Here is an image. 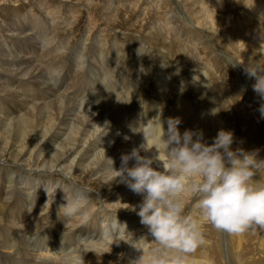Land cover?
Masks as SVG:
<instances>
[{"label": "bare ground", "instance_id": "bare-ground-1", "mask_svg": "<svg viewBox=\"0 0 264 264\" xmlns=\"http://www.w3.org/2000/svg\"><path fill=\"white\" fill-rule=\"evenodd\" d=\"M140 1H137V0H76L75 2H72V1L68 2L66 0H47V1L46 0H39L38 5H40V8H42V10L46 8L52 14V15H50V17H51L50 20L52 21L51 22L52 27H51L50 31H47L46 28L41 26L44 23V21H40V20L36 19V17H35L36 14L32 12V10H35L34 7L31 8V12L33 13V15H31V17H28V14H31L30 11H28L26 14L20 15L17 11L18 9H16L18 4L16 5L15 8L10 9V11L14 13L13 18H15V19L21 18V19L25 20L24 23L28 24V27L30 26L32 29H34V33H32V36H30L29 34H31V33L28 32V27L23 28L24 26L22 27V25H21V27L19 26L20 28H13L15 31H16V29H19L18 35L13 34V36H10V37H14V39L11 40V43L14 45L15 44L14 42L17 43L18 40H20V42L21 41L28 42L29 40L38 39V41L40 42L39 39L41 38L43 33H45V32H56V31H60L61 29H63V26L60 24L61 22H62V24H64V27H67V25H68L69 28L70 27L75 28L78 21L81 19V11H80L81 8L78 7V5L79 4L83 5L87 8V11H88V13H87L88 14V22H86V24L87 23H89V24H88L87 34L89 35L90 30L92 31V29H95L96 27L99 28V26H101L99 37H100V39L102 37L103 40L105 41L106 46L103 47V52H105L106 50H108V47H109V44H107V40H109V38L112 37L109 31L110 30L115 31L113 33V35H114L113 39L116 42V48H118L120 56L117 59L118 63H117L116 68L112 71L111 74L106 75V77H105V90L102 91V94L105 96V98L107 100H100V101L94 100L95 104H102V107H100V108H97L98 105H96V107L93 108L92 107L93 105L91 104V102H89L87 105L86 102H84L82 100L80 101V94L79 93H82V94L85 93L86 89H89V91H91L88 93V95H87L88 91L86 92L87 96L90 97V94L92 93V89H91L92 87H89V84L91 83L93 85L96 82L90 81V77L87 78V82H84V83H86V85H85L86 87H84L81 83L79 84V81H76V80H75V82L72 81V83L70 82L67 85L68 89L69 88H76L77 89L76 94L78 93L79 95L77 97L75 96L77 98V100L76 99H75L76 101L74 100L76 103H78L77 105L73 106L74 103H70V100L69 101L62 100L61 97L60 98L57 97L56 99H54V98L50 99V97L52 98V97H56L57 95H59L60 93H58V92H60V91L54 89L52 92L51 91L49 92V90H47L48 88L46 89V86L44 88V85H46L45 84L46 81L43 78H41L40 76H38L39 73H37L31 69H35L38 71V69H36L38 66L35 65L38 62V64L40 63V65L44 64L43 66H45V67L42 66L43 69L44 68L47 69V72L48 73L51 72V74H52L55 71L61 72L63 65H64V62L62 61V58H59V56L56 54L57 52L55 53V52L50 51V50L46 51L45 49H47V48H44V46L42 45L41 42H40L41 50H39V51L36 50L37 46H34L33 41L28 42L30 44V48L28 51L30 52L31 57L33 55V57L35 58L34 60L36 61V63L34 64V66H36V68H34V66H29V69L31 70V72L34 73V75L32 73L33 76H30V77H33V80L35 79L34 76H36V78L38 77V81H39L38 85L43 84V88H41L40 91L33 92L32 90H30L26 87L25 80L27 79V77L25 75H28L30 73V71H29V73L27 72V74H26L25 73L26 70L24 69L25 65H27V61H28L27 59H23V58L18 59L17 58L18 56L12 54L13 56H16V59L15 58L11 59V60H13L12 63L15 65L14 62L17 61L16 63L19 64L21 68H19V65L18 66L16 65V69L22 70V72H24V74H22V73L20 74L21 71L20 72L12 71L9 69H7L8 71L6 70V71L0 72V74L2 72H5L6 74H8L6 77H8L9 80H11L13 82L12 87L16 86L15 84L17 83V88L21 87V89H22L20 91L22 92L23 98H28L27 101L24 100L23 98L20 100L21 96H19V94L17 95L15 93V91L14 92L13 91H4L5 92L4 94L7 95L8 99L11 101V103H10L11 106L9 105L10 107H7L8 111H10L11 108H14V109L17 108V109H15L16 110L15 111L16 116H12L14 118H10L11 116L9 117L6 115H2V114H4L2 108L3 107H4V109H7V108H6V103L4 102V100L0 99V178L5 182V185H6V187L3 188L4 190L2 189V191L6 192L5 193V200L0 196V249L7 250L10 247L11 248L14 247V250H16L15 251L16 257H19L17 260H14L16 257L15 258L13 257L11 259L9 258V260L3 259V260H1L0 264H13L14 262L23 263L25 261V259H26L25 256L29 253H27L25 255V253L28 252V247L26 245L25 235H24V233H21V231L25 232V234H30V236L35 237V243L33 246H36L39 249V251L44 250L48 247H51L52 249L56 250V252L54 254H51V256L56 254L54 258L48 259L49 257H47V258H45L46 260L42 259L40 262L37 261L36 263L33 260L34 263L32 262L31 264H68L67 257H69V256L74 257L75 255L80 254V253H85L84 254V260H85L86 264H114V262H113L114 258L118 259V261H119V258L122 256L126 259H127V257H132V259L133 258L137 259V257H139L143 253H146L150 248H152L154 246V242L151 241L150 247L148 246L146 248V252H143V253L138 252L137 253L138 248H144L146 246V244L144 242H142L141 245H139V243L142 241L141 239H140L141 241L140 240L133 241L134 237L135 238L137 237L138 227H140V225H141L140 217L137 215V212H136L137 210H133V212L131 210V213L130 212L125 213L124 209L122 211V210H120V208H123V207L125 208L126 206H129V205L132 207L133 206L135 207L136 205H139L142 197L133 193L131 191V189L126 184L119 183L118 182L119 178H117L116 180H113V173L111 171V165H110L109 161L107 160V158L112 159V161L114 162L113 167L115 169H119L120 163H121V157L125 154L130 153L134 148L141 149V147L143 148L141 150V155H146V154L151 155L152 153H155L156 158L159 160V162L162 165L166 163V159H167L164 151L155 142V140L151 136L148 135L149 129L154 124H157V122L159 120H161L163 122L164 128L165 129L167 128V121L170 118L166 114L165 108H163L162 103L164 100L162 99V96H158L157 102H153V101H151V99H145V100L142 98L138 99L137 93L140 92L141 87L138 88L133 83L134 82L132 80L133 78L132 79L130 78L132 80L131 82L129 81L130 83L127 82V78H129L128 77L129 74L126 73L125 78L120 76V73L123 72L122 65H123V63L127 57L126 52H128L130 57H131V54L134 53L133 50L137 51L138 55H135L137 57L139 55H145V53H144L145 48L143 49L142 42H144L145 45L147 43H148V45L150 44V47L154 48V49H152V52L154 50H156L157 48H158V50H160V48L166 47V46H162L163 44H161V43H160L161 45H159V46H162V47L154 46L156 44H159V42H160L159 41V34L161 35V33L158 32L160 29L157 28V25H156L157 23H155L153 21L154 16L147 18L148 20L153 22V23H151L152 25L148 24L149 22L147 21L146 16H142V15L140 16L139 15L137 17V20H139L141 22L143 21L144 18L146 19V20L145 19L144 20H145V22L147 21L148 27H146V28L144 27L145 29H147V30H145L146 31L145 33L142 32V29H141L142 27L141 26L139 27L138 25L136 26V24L134 25L133 24L134 22L131 23V26L129 27V29H131V32L127 31V29H128L127 20H129V19H125L126 17L124 18L123 14L128 13L129 18H131L132 16H135L136 11L138 10V7L141 6V3H142ZM150 1H151V3H153V6H155L156 3H158L160 0H150ZM200 1H201V5H203L205 11L206 10L208 11L207 18L209 16V19H210L211 18L210 16H212V14H214V12L211 9L212 5L214 6L213 3L215 2L218 5L220 0H218V1L207 0L209 2L208 6L204 3V0H195V3L196 4H197V2L200 3ZM247 1L249 2V3L248 2H246V3L248 4V8H249L250 12L252 10V12L257 17L263 19L264 18V0H250V1L247 0ZM106 2H109V3H106ZM205 2H206V0H205ZM63 3H65L66 6L63 5ZM0 4H2V3L0 2ZM11 4H13V3H11ZM69 4H74V6L73 5L71 6ZM162 4L164 5L163 10H162L163 15L158 16V17L155 15L157 17L155 19L160 18L159 25L160 24L167 25V27H168V24H169L170 26L174 27L175 24H173L172 19H171V18H173L172 14L168 10L169 5L171 4V7H172L173 3L165 2ZM181 4L184 6L185 11L189 13L190 10L188 7L189 6L188 2L182 1ZM9 5H7V8H11V7H8ZM146 5H148V4H146ZM173 5H175V4H173ZM221 5H222V3H221ZM4 6H3V8H4ZM192 6H194V5H192ZM67 7L70 9L66 10ZM126 7H128V8H126ZM215 7L216 6H214V8ZM193 8H195V6ZM126 9L129 12H126L125 11ZM148 9H149V7L146 8L147 11H148ZM198 9H199V7H198ZM179 10H178V7L173 8V12L177 13L178 16H180L179 13L181 12ZM181 10H183V9H181ZM7 11H8V9H7ZM142 12H144V11H141V13ZM197 13H198V10H196V14ZM5 14H3L4 15L3 17H5ZM149 14L151 16L150 10H149ZM154 14H155V11H154ZM0 15H1V13H0ZM68 15L72 16L71 19L73 18V20L71 22H66L67 20H70ZM181 15H183V14H181ZM240 15H241V13H240ZM240 15H239V18L241 17ZM186 16H188V14ZM63 17L66 18L67 20L65 21V19H63ZM244 17L245 16H243V18ZM26 18H27V20H26ZM212 18H213V16H212ZM229 18L231 20L234 19L233 22L235 24L236 18L233 17V14H232V17H229ZM259 18H258V20H259ZM11 19H12V17H11ZM186 19H188V18H186ZM205 19H206V17H205ZM180 20H181V18H180ZM206 20H208V19H206ZM255 20H256V18H255ZM98 21L100 24H98ZM139 21H136V23ZM240 21H242V22H240V24L237 25L238 22L236 23V25L239 26L238 27L239 29L242 26H244L243 24L245 23V20L243 23L242 17H241ZM252 21H253V19H252ZM263 21H264V19H263ZM246 22H247V20H246ZM255 22H258V21H255ZM255 22H253V23H255ZM199 23H200V21H199ZM207 23L208 22L206 21V24ZM121 24H124L125 26H124V28L122 26V28L120 30V28H118L117 26H119ZM189 24H191V23H189ZM196 24H197V22H196ZM1 25H2V23H1ZM13 25H15V24H13ZM144 25L146 26V23ZM177 25H180V24H177ZM212 25H214L213 22H212ZM257 25H258V23H257ZM7 26H8V24H7ZM7 26H5V29ZM132 26L134 27L135 31L132 30ZM181 26H182V24H181ZM199 26L197 29L191 30L190 34L187 35V36L191 37L190 39H191L193 45H195L197 43V47H194V49L199 50V51L195 55H193L192 52H194V51L191 49L192 51L190 50L189 53H191L193 57H196L198 59L196 61L199 64L203 63V62H205V63L209 62V64H210V63H212L210 59L214 58L213 50L204 41V40H206L205 36L206 35L209 36L210 33L208 34L207 32H203L199 28ZM1 27H0V29H1ZM214 27H215V25H214ZM161 28H162V26H161ZM244 28L245 27H243V29ZM261 28H262V26H261ZM169 29H171V28H169ZM183 29H184V27H183ZM234 29L237 30V27ZM6 30H8V29H6ZM172 30H170V31L172 32ZM176 30H173V33ZM261 30H263V29H261ZM162 31H163V29H162ZM165 31L167 32V29ZM229 31H230V29H229ZM229 31L227 30V32H229ZM76 32H77V30H76ZM137 32L142 37L138 36V34L136 35L135 33H137ZM169 32H167V34L164 36L165 39H166V36L167 37L169 36V38H170V35H168ZM0 33H2V31ZM3 33H4V31H3ZM181 33L178 32L179 36ZM230 33H232V32H230ZM71 34H72V32H71ZM87 34H86V38H87ZM163 34H164V32H163ZM242 34H244V33H242ZM246 34L249 35L250 33H246ZM62 35H63V33H62ZM0 36H2V35H0ZM162 36H161V38H162V40H164ZM181 36H183V35H181ZM181 36L179 38H181ZM231 36H233V35H231ZM238 36H241V35H238ZM242 36H244V35H242ZM56 37H58V36H55L54 38H56ZM68 37H69V35H68ZM211 37H213V36H211ZM211 37L210 36H209V38L207 37L209 39V41H210ZM224 37H226V36H223L222 38L224 39ZM61 38L62 37L60 36V39ZM169 38H167V39H169ZM186 38H185V40H186ZM222 38H219V39H222ZM234 38H235V35H234ZM49 39H50V35H49L48 40ZM63 39H61V41ZM236 39L237 38H235V40ZM2 40H5V39H2ZM171 40L173 41V39H171ZM61 41L59 43H61ZM167 41L165 42V40H164V43H167ZM229 41H230V39H229ZM232 41H230V42H232ZM6 42H8V41H6ZM23 42L21 45H23V47H24ZM175 42L177 43V41H175ZM168 43H169V41H168ZM225 43H226V41H225ZM12 44L10 46H13ZM56 44H58V43H56ZM171 44L172 43H170V45ZM52 45H54V43ZM170 45H167V47L168 46L170 47ZM179 45H180V43H179ZM47 46H49V45H47ZM222 46H223V44H222ZM59 47H58V50L60 49ZM167 47H166V49H167ZM166 49H163V51ZM178 49H182V48H178ZM238 49H239V47H238ZM255 49H256V47H255ZM9 50L10 49L8 48L7 51H9ZM23 50H24V48H23ZM56 50H57V48H56ZM60 50H62V49H60ZM40 51L41 52L43 51L42 52L43 54H41L42 56H40ZM181 51H183V49L178 51V52L180 53ZM15 52H17V51L15 50ZM15 52H13V53H15ZM146 52H148V54L150 55L151 50L150 51L148 50ZM240 52H241V49H240ZM4 53H6V52H4ZM4 53L1 54L2 56H0V59H2L4 57V55H6ZM58 53L61 54V56H62L64 54V51L62 52L63 54L60 52H58ZM75 53H74V55H75ZM81 53L79 52V54H80L79 58L82 57ZM161 53H163V52H161ZM165 53H163V54H165ZM171 53L172 52L170 51V54ZM12 55L10 54V56H12ZM149 55H148V58H149ZM186 55H188V54L186 53ZM158 56H159V54H158ZM183 56L185 57V55H183ZM204 56L206 58H204ZM31 57H30V59H31ZM151 57H153V56H151ZM184 57H183V59L179 58V60H181V62L185 63L186 67L190 66L188 64V62H185V60L187 59V56H186L185 60H184ZM128 58H129V56L127 57L126 60H128ZM139 58H143V57L139 56ZM155 58H156V56H155ZM155 58H154V60H155ZM207 58H209V59H207ZM130 59H129V61H130ZM11 60H10V62H11ZM149 60L152 63L151 59H149ZM72 61H74V60H72ZM139 62H143V61H139ZM157 62L158 61L156 60V62H155L156 65H159ZM3 65H4V63H3ZM31 65H32V63H31ZM200 65H202V64H200ZM0 66H1V63H0ZM5 66H7V64ZM144 66H142V67H144ZM177 67L180 68V66H178V65H177ZM0 68L2 69V67H0ZM147 68H151V66L147 67ZM142 69H144V68H142ZM145 70H146V67H145ZM151 70H152V68H151ZM180 70H181V68L179 69L178 72L181 73ZM75 72H76L75 76H78V73L81 71L76 70ZM159 72H160V70H159ZM167 72H168V70H167ZM41 73H40V75H41ZM161 73L165 74L164 72H161ZM104 74L105 73L101 72L100 78H102L104 76ZM163 74L161 76H163ZM1 75H0V82H1V79H3V76H1ZM29 75H31V74H29ZM44 75H46V72ZM113 75L116 77L119 76L118 80L116 79L117 82H112L110 80L113 77ZM141 76L144 77V74ZM176 76L178 77V75H176ZM146 77H148V76H146ZM4 78H5V76H4ZM75 78H77V77H75ZM173 78H174V76H173ZM141 79H142V77H141ZM190 79L192 82H194L197 85L205 84L204 77L201 74L200 75L194 74L192 76V78H190ZM5 80H6V78H5ZM29 80L27 79V81H29ZM145 80H146V78H145ZM170 80H168V81H170ZM201 80H203V81H201ZM248 80L250 81V79H246V81H248ZM36 82H37V80H36ZM112 83L114 85L111 88L109 85ZM184 83H185V81H184ZM249 83H252V81ZM136 84H138V82ZM189 84H190V82H189ZM2 85H4V84H2ZM8 85H11V84L8 83ZM29 85H28V87H29ZM36 85H34V86H36ZM197 85H195V86H197ZM0 86H1V84H0ZM34 86L32 84L31 87H29V88L34 89L33 88ZM187 86L189 88V85H187ZM3 87H5V86H3ZM200 87L201 86H199V88ZM5 88H7V87H5ZM144 88H146V87H144ZM248 89H252V88H248ZM13 90H15V88ZM34 90H38V87H37V89L35 88ZM210 91H212V89ZM62 92L64 93L65 91H62ZM65 93H67V92H65ZM167 93H170V91H167ZM239 93H240V91H239ZM24 94H27V96H25ZM70 95H72V94H70ZM45 96H46V98H49L50 100L48 102H42L41 103L40 100H42ZM94 96L95 95H93V97ZM40 97H42V98H40ZM198 97L202 98V97H204V95L203 96L200 95ZM46 98H44V99H46ZM218 98H220V97H218ZM246 98H248V97H246ZM205 99H204V101H205ZM230 99L232 100L231 97H230ZM9 100H8V102H9ZM33 100H35L34 103L30 104V102H32ZM36 100H39L40 102H38ZM78 100H79V102H81L80 105H79ZM197 100H198V98H196V101ZM241 100L239 101V103L242 102ZM42 101H44V100H42ZM189 101L184 100V99H182V101L176 100L175 103L172 104L174 108H173V111L171 112V116L173 119L178 118L180 120V123L177 125V127L181 133H183L185 130L200 131L203 133L204 141L209 143L212 139V136H211L212 132L215 131L218 133V131H220V130H225V131H231L233 133L234 140L236 139V135L238 132L237 131L235 132V128L231 124H227L228 118L227 117L222 118V117H220V115H218V113H219L218 110L220 107L216 110H213V111H216V113L214 112L215 113L214 114V113H212L213 111L210 112L206 109L199 110L198 107L195 106L196 105L195 103L192 102L193 104H195V105H193ZM200 101H201V99H200ZM257 102H259V101H257ZM203 103H205V102H203ZM227 103L229 104L228 100H227ZM231 103L234 104V102H231ZM27 104H30V105L26 106ZM230 104L228 106H230ZM233 104H231L232 105V108H230L231 110L235 108L233 106ZM70 106H73V111L75 112L76 117L74 116L75 118L72 117L71 119H68V118L64 119L63 116H64L65 112L68 111ZM132 106H135L137 111H135V112L132 111V109H131ZM154 106L156 107L155 109H154ZM222 106H223V103H222ZM206 107L208 108L207 105H206ZM95 108H97V109H95ZM223 108H224V106H223ZM243 109H242V111H243L242 113L245 112L244 111L245 109L244 110ZM70 112H72V111H70ZM232 112L236 113L234 111H232ZM5 113L7 114V111ZM229 113H230V111H229ZM254 113H255V115L257 114L256 112H254ZM11 114H12V111H11ZM11 114L8 113L7 115H11ZM72 115H73V113H72ZM236 115H235V117H238L239 114L237 116ZM245 115H246V113H245ZM247 115H248V113H247ZM228 116H230V115H228ZM232 116H234V115H232ZM242 118H246V116H244V117L242 116ZM247 118H248V116H247ZM106 122H107V126H106ZM69 125H71V128H69ZM126 130H127V134H125ZM242 132H243V130H242ZM239 134H240V132H239ZM239 140H240V138H239ZM129 142H131V143H129ZM233 146H234V142L231 145V148ZM237 148H241L244 151H251V149H250L251 147L249 148L248 146H245L243 141L239 142ZM2 159H4V161L6 159H10L13 162H16L17 167H13V169L7 168L6 166L3 165ZM13 162H11V163H13ZM132 163H134V161L129 162L130 166ZM31 169H32V171H30ZM43 169L45 171L42 172ZM24 171H26V172H24ZM30 172L35 173L34 178H31ZM22 173H24L25 176L27 175L29 177L26 179V177H23L24 175ZM43 174H48V176H45ZM44 176L47 178H44ZM53 177L55 178L54 182H53ZM3 181H2V183H3ZM85 182H87V183H85ZM76 183L86 185L85 187H81L82 191L83 190H91L92 198L90 200L89 208L94 212V217H96L97 219L99 218V220L103 221V222H105V221L107 222L109 219L108 217H111L113 220H115L117 217V221L119 223H126L127 230L129 232L133 233V237L131 236V234L125 235L123 233V231L121 230L120 234H119V238L123 241H121L119 243V245H117L115 243H113L111 245V239L106 237L105 233H102L101 235L97 236L96 238H92V237L87 238L88 234L90 233V229L87 228L86 226L82 228L83 230L81 231V235L79 234L80 232H74L73 230H78V227H79L78 225L81 224V221L79 220V218H69V217L65 216L63 206H64L65 202L67 200H69L74 194L80 192V190H78L74 186V184H76ZM66 188L68 190H70V192H71L70 198H68V199L65 197ZM34 189L39 191L37 194L38 197H36V198L35 197L33 198L32 196H30ZM16 193H17L18 197L14 196ZM95 193L98 194V198L103 199V200L96 199L97 195ZM10 197H13V199H10V200H12L11 202L9 201ZM61 202H62V206H61ZM191 203H189V204H191ZM193 207H192V209H193ZM195 209H196V206H195ZM195 209H193V210H195ZM119 210L122 213L119 212ZM190 210H188V211H190ZM194 213H196V212H194ZM26 215H28V216L26 217ZM201 222H202V220H201ZM46 227L48 229H46ZM104 227H102V228H104ZM106 227H109L108 224ZM141 230H139V231H141ZM13 232H14V234L16 233L17 239H15L13 237ZM46 240H48V242H46ZM220 242L221 241H219V243ZM231 242H233V241H231ZM59 243H60V245H59ZM147 243H149V240ZM235 243H236V241H235ZM61 244H64V246H62ZM125 244L126 245L130 244V249H128V250H127V248L125 249L124 248ZM207 244H209V241ZM237 247H239V246H237ZM203 248H204V246H203ZM234 250L236 252L237 249H234ZM240 250H243V249L241 248ZM49 251H52V250H49ZM45 252H48V251H45ZM238 252H240V251H238ZM1 258H2V256H1ZM34 258L36 259L38 257L36 256ZM234 259H232L231 261H236ZM189 260H191L189 262L190 264H205V262H203L205 259H199V258L198 259H190L189 258ZM207 262H208V264L210 263V261H207ZM260 263H261V261H260ZM117 264H126V262L120 260Z\"/></svg>", "mask_w": 264, "mask_h": 264}, {"label": "rangeland", "instance_id": "rangeland-1", "mask_svg": "<svg viewBox=\"0 0 264 264\" xmlns=\"http://www.w3.org/2000/svg\"><path fill=\"white\" fill-rule=\"evenodd\" d=\"M47 1V0H46ZM68 2H75L76 0H66ZM137 1H140V0H137ZM182 1H187L188 2V7H189V10L190 12H186L185 9H184V6L181 4ZM218 1V0H216ZM237 1V2H236ZM250 1V0H249ZM0 2L2 4H0V32L4 31V33H0V56H2L1 54L4 53L6 55H4V59H0V63H1V66L2 69L0 68V72L1 71H6L7 69L9 70H12V71H18L20 72V74H24V72H22V70H17L16 69V65L18 66L19 64H17L15 61V65L12 63L13 60L11 59H16V56H18L17 58H23V59H27V65H25V73L27 74V72L30 73L31 75H25L27 77V79L29 81H27V79L25 80V84H26V87L30 90H32L33 92H38L41 90V88H43V84H40L38 85L39 81H38V77L36 78V76H34V80H33V77H30V76H33L34 73L31 72V70H34L35 72L39 73L38 76H40L41 78H43L46 82L44 85V88L46 86V89L49 90V92L53 91L54 89L55 90H59L60 93L59 95H57L56 97H50L48 94V96L50 97V99H56L57 97L60 98L62 100H67L69 101L70 100V103H74L73 106L77 105L78 103H76L75 101L77 100V96L80 94V101H84L87 103L91 102V104L93 105L92 107H96V105H98L97 108H100L102 107V104H95V101H100V100H107L105 98V96L102 94V91L105 90V77L106 75H109L112 73V71L116 68L117 66V59L119 58L120 54H119V51H118V48H116V42L114 41V35L113 33L115 31L113 30H110V34L112 37L109 38V40H107V44H109V47H108V50H106L105 52H103V47L106 46L105 44V41L103 40V38L99 37V34H100V30H101V26L96 27L95 29H92V31L90 30L89 32V35L87 34V30H88V24H86V22H88V11H87V8L83 5H78V7L81 8V19L78 21L77 25L75 28H69V26L67 25V27H64V24H62V22L60 23L62 26H63V29H61L60 31H56V32H45L43 33V35L41 36V38L39 39L40 42L42 43V45L44 46V48H47L45 49L46 51H53V52H57L56 54L59 56V58H62V61L64 62V65H63V68L61 70V75L59 76V78L55 81V83H50V79L53 77V73L51 74V72H47V69H43V66L44 64H41L40 63L38 64H35L36 61L34 60L35 58L31 57V54L30 52L28 51L29 48H30V44L28 43L29 41L30 42H34V46H37L36 47V50H41V47H40V42L38 41V39H35V40H29L28 42H23L20 40H18V42H14L15 44L13 45L11 43V40L14 39V37H10V36H13L14 35H18L19 34V29H16V31L13 29V28H20L21 25L23 28H27L28 27V24H25V20L23 19H15L13 18L14 17V13L10 11V9H13L16 7V9H18V13L20 15L22 14H26L28 11H30L31 14H28V17H31V15H33V13H35V17L36 19L40 20V21H44V23L41 25L42 27L46 28L47 31H50L52 25H51V17L50 15H52L48 9H43L40 8V5H38L39 3V0H0ZM32 2V3H31ZM140 2L141 3V6L138 7V10L136 11V15L135 16H132L131 18H129L128 16V13H124L123 14V17L125 19H129L127 20L128 22V29L127 31L131 32V29H129V27L131 26V23H133L134 25L136 24V26L138 25L139 27L141 26L142 28V32H146L145 29L146 27H148V24L149 25H152L150 20H148L147 18L149 17H153V21L155 23H157V28L160 29L162 31L161 32L160 30L158 32L161 33V35L159 34V44H156L154 46H159L161 44H163L162 46H166L167 45H170V43H172L170 45V47L168 46L167 49L166 47H162V46H159V47H162L160 48V50H158V48L156 50H154L152 52V49H154L153 47H150V44L148 45V43L145 45L144 42H142V47L143 49L145 48V55H139L140 57H143V58H139V56H135V55H138L137 51L136 50H133L134 53H130L131 54V57L130 55L127 53V57L129 56L128 60L127 57L122 65V70L123 72L120 73V76L125 78L126 77V73L129 74L127 78V82L130 83L132 80L134 81L133 83L139 88H140V92L137 93L138 95V99L142 98V99H151V101L153 102H157L158 101V96H162V99L164 100L163 101V108H165L166 110V114L168 115L169 118H172L171 116V112L173 111V105L175 103L176 100L178 101H182V99L184 100H187L189 101L190 103H195L193 105L197 106L199 110L201 109H206L210 112H212L213 110H216L218 109L219 107V110H218V115H220V117L222 118H225L227 117L228 118V123L227 124H231L234 128H235V132L237 131V135H236V139L234 140V146L232 147L233 150L237 149V146L239 144V142H242L245 144V146H248L251 151L252 150H256V149H259V158H262L264 159V118L261 117V114L259 112V108L261 106V104H264V99H261V97H259L254 91H253V88H252V85L254 84L255 81H253L254 79H250L247 77V75H245L246 73L244 72V68H243V65L244 66H248L252 63H255L258 62L259 63H264V21L262 18H259L257 17L251 10H249L248 8V4L246 2H248L247 0H220L218 5L214 2V6H216L214 8V6L212 5L211 9L212 11L214 12V14H212V16H210L211 18L209 19V16L207 18V15H208V11L204 9L203 5H201V1L200 3L197 2V4L195 3V0H160L158 3H156L155 6H153V3H151L150 0H141ZM145 2V3H144ZM165 2H171L175 5L172 4V7H171V4L169 5V8L168 10L170 11V13L172 14V22L174 25V27L170 26L168 24V27L171 28L169 29L167 27V25H162L160 23V18L158 19H155L157 18L158 16H162V10H163V7L164 5L162 3H165ZM224 2V3H223ZM13 3V4H11ZM31 3V4H30ZM106 3H109V2H106ZM113 3V2H112ZM178 3V4H177ZM180 3V4H179ZM192 3V4H191ZM204 3L208 6L209 2L206 0H204ZM222 3V5H221ZM249 3V2H248ZM10 4V5H9ZM34 4V5H33ZM148 4V5H146ZM151 4V5H150ZM220 4V5H219ZM247 4V5H246ZM5 5V6H4ZM7 5H9L8 7H11V8H7ZM43 5V4H42ZM63 5H65V3H63ZM69 5H73L74 4H69ZM182 5V6H181ZM195 8H193L194 6ZM2 6V7H1ZM4 6V8H3ZM66 6V5H65ZM221 6V7H220ZM34 7L35 10H32L31 12V8ZM148 11L146 10V8H148ZM178 7V10L181 8L183 10H179L181 11L179 14L180 16H178L177 13H174L173 12V8H177ZM191 7V8H190ZM199 7V9H198ZM8 11H7V9ZM25 8V9H24ZM40 8V9H39ZM128 8V7H126ZM156 10H155V9ZM214 8V9H213ZM235 8V9H234ZM69 10L70 8H66V10ZM136 10V9H135ZM149 10L151 12V16L149 14ZM192 10V11H191ZM194 10V11H193ZM196 10H198V13L196 14ZM222 10V11H221ZM226 10V11H225ZM38 11V12H37ZM126 12H129L127 9L125 10ZM141 11H144L141 13ZM154 11H155V14H154ZM204 11V12H203ZM225 11V12H224ZM236 11V12H235ZM249 11V12H248ZM4 12V13H3ZM7 12V13H6ZM202 12V13H201ZM231 12V13H230ZM5 14V17H3ZM9 13V14H8ZM39 13V14H38ZM138 13V14H137ZM145 13V14H144ZM238 13V14H237ZM241 13V15H240ZM248 13V14H247ZM250 13V14H249ZM183 14V15H181ZM188 14V16H186ZM202 14V15H201ZM232 14H233V17L236 18V21H235V24L233 22V20H231L229 17H232ZM254 14V15H253ZM19 15V16H20ZM146 16V19L147 21L149 22L147 24V21L145 22V20L143 19V21H139L137 20V17L138 16ZM148 15V16H147ZM157 17H156V16ZM196 15V16H195ZM239 15L242 17L243 19V23H244V20H245V23L243 24L244 26H242L240 29L238 28L239 26H237L238 24H240V19L241 17L239 18ZM247 15V16H246ZM249 15V16H248ZM252 15V16H251ZM3 18H2V17ZM69 16V15H68ZM182 16V17H181ZM243 16H245L243 18ZM12 17V19H11ZM41 17V18H40ZM71 15L69 16V19L70 20H67L66 18L63 17V19H65L66 22H71L73 20V18L71 19ZM175 17V18H174ZM208 19L206 20L205 19ZM215 17V18H214ZM250 17V18H249ZM178 18V19H177ZM181 18V20H180ZM188 18V19H186ZM247 18V19H246ZM253 21H252V19ZM256 18V20H255ZM259 18V20H258ZM10 19V20H9ZM174 19V20H173ZM213 21H212V20ZM251 19V20H250ZM262 19V20H261ZM27 20V18H26ZM158 20V21H157ZM169 20V19H168ZM176 20V21H175ZM247 20V22H246ZM261 20V21H260ZM2 21V22H1ZM5 21V22H4ZM8 21V22H7ZM61 21V20H60ZM136 21H139L136 23ZM197 24H196V22ZM200 21V23H199ZM205 21V22H204ZM206 21L208 22L206 24ZM214 23V25H212V22ZM255 21H258V22H255ZM11 22V23H10ZM15 22V23H14ZM77 22V21H76ZM217 22V23H216ZM238 22V23H237ZM255 22V23H253ZM260 22V23H259ZM2 23V25H1ZM8 26H7V24ZM21 23V24H20ZM48 25H47V24ZM130 23V24H129ZM146 23V26L144 24ZM191 23V24H189ZM205 23V24H204ZM237 23V25H236ZM258 23V25H257ZM263 23V24H262ZM15 24V25H13ZM18 24V25H17ZM20 24V25H19ZM50 24V25H49ZM68 24V23H67ZM98 24L99 21H98ZM142 24V25H141ZM177 24H180V25H177ZM182 24V26H181ZM186 24V25H185ZM248 24V25H247ZM27 25V26H26ZM44 25V26H43ZM86 25V26H85ZM184 25V26H183ZM200 25V26H199ZM209 25V26H208ZM4 26V27H3ZM5 26L6 30L5 29ZM20 26V27H19ZM117 26V25H116ZM124 28V24H121L119 26H117L118 28ZM126 26V27H127ZM162 26V28H161ZM166 26V27H165ZM189 26V27H188ZM199 26V28L203 31V32H207L208 34L210 33V41H209V36L208 35H204L205 36V43L213 50V54H214V58L213 59H210L212 63L209 64V62L205 63H200L202 65H200L196 60H198L196 57H193L190 52V50L192 49L194 52L193 55H195L199 50H195L194 47H197V43L195 45H193L192 41H191V37L187 36L190 34V31L191 30H195L197 29ZM211 26V27H210ZM226 26V27H225ZM233 26V27H232ZM253 26V27H252ZM256 26V27H255ZM259 26V27H258ZM262 26V28H261ZM50 27V28H49ZM145 27V28H144ZM178 27V28H177ZM184 27V29H183ZM188 27V28H187ZM209 27V28H208ZM225 27V28H224ZM229 27V28H228ZM237 27V30L234 29ZM243 27H245L243 29ZM31 27L29 26L28 27V32H30L31 34H29L30 36H32V33H34V29H30ZM77 28V29H76ZM165 28V29H164ZM174 28V29H173ZM177 30H176V29ZM180 28V29H179ZM194 28V29H193ZM233 28V29H232ZM249 28V29H248ZM66 29V30H65ZM80 29V30H79ZM167 29V32H169L170 30H176L174 31L173 33V30L172 32L170 31L168 33V35H170V38L169 36L167 37L166 36V39H165V35L167 34V32L165 31ZM230 29V31H229ZM263 29V30H261ZM13 30V31H12ZM71 30V31H70ZM73 30V31H72ZM77 30V32H76ZM132 30L135 31L134 27L132 26ZM183 30V31H182ZM210 30V31H209ZM227 30L229 32H227ZM234 32H233V31ZM243 30V31H242ZM246 30V31H245ZM248 30V31H247ZM261 30V31H260ZM12 31V32H11ZM65 31V32H64ZM113 31V32H112ZM257 31V32H256ZM61 32V33H60ZM72 32V34H71ZM74 32V33H73ZM164 32V34H163ZM179 33L181 38H179ZM232 32V33H230ZM238 32V33H237ZM256 32V33H255ZM260 32V33H259ZM6 33V34H5ZM48 33V34H47ZM51 33V34H50ZM54 33V34H53ZM59 35H58V34ZM63 33V35H62ZM70 33V34H69ZM143 33V34H144ZM185 33V34H184ZM218 33V34H217ZM228 33V34H227ZM244 33V34H242ZM246 33H250L249 35H247ZM53 34V35H52ZM86 34H87V38H86ZM136 35L138 34V36H141L138 32L135 33ZM174 34V35H173ZM227 34V35H226ZM49 35H50V39L48 40L49 38ZM69 35V37H68ZM76 35V36H75ZM163 35V36H162ZM177 37H176V36ZM187 37H185V36ZM220 35V36H219ZM233 35V36H231ZM234 35H235V38H237L235 40L234 38ZM237 35V36H236ZM238 35H244V36H238ZM53 38H52V37ZM55 36H58L56 38H54ZM60 36L62 37L61 39H63L61 41L60 39ZM90 36V37H89ZM161 36L163 37V39L165 40V42L167 41V43H164V40H162ZM223 36H226L224 37V39L222 38ZM47 37V38H46ZM142 37V36H141ZM175 39H174V38ZM184 37V38H183ZM189 37V38H188ZM208 37V38H207ZM9 38V39H8ZM59 40H58V39ZM169 38V39H167ZM178 38V39H177ZM186 38V40H185ZM219 38H222V39H219ZM244 38V39H243ZM246 38V39H245ZM2 39H5V40H2ZM19 39V38H18ZM54 39V40H53ZM69 39V40H68ZM91 39V40H90ZM173 39V41L171 40ZM190 39V40H189ZM228 39V40H227ZM233 41L230 42L229 41ZM239 39V40H238ZM256 39V40H255ZM10 40V41H9ZM88 40V41H87ZM184 40V41H183ZM189 40V41H188ZM214 40V41H213ZM221 40V41H220ZM8 41V42H6ZM54 41V42H53ZM57 41V42H56ZM61 41V43H59ZM69 41V42H68ZM86 41V42H85ZM142 41V40H141ZM177 41V43L175 42ZM209 41V42H208ZM220 41V42H219ZM226 41V43H225ZM243 41V42H242ZM22 42L24 43V47L22 44ZM54 45H52L53 43ZM174 42V43H173ZM214 42V43H213ZM238 42V43H237ZM259 42V43H258ZM9 43V44H8ZM51 43V44H50ZM58 43V44H56ZM63 43V44H62ZM161 43V44H160ZM180 43V45H179ZM187 43V44H186ZM209 43V44H208ZM221 43V44H220ZM234 43V44H233ZM13 45V46H10V45ZM67 44V45H66ZM102 44V45H101ZM144 44V45H143ZM223 44V46H222ZM259 44V45H258ZM3 45V46H2ZM18 45V46H17ZM29 45V46H28ZM49 45V46H47ZM66 45V46H65ZM174 45V46H173ZM182 45V46H181ZM226 45V46H225ZM234 45V46H233ZM255 45V46H254ZM261 45V46H260ZM15 46V47H14ZM18 48H17V47ZM27 46V47H26ZM60 46V47H59ZM70 46V47H69ZM134 46V45H133ZM132 46V47H133ZM173 46V47H172ZM177 46V47H176ZM221 46V47H220ZM229 46V47H228ZM232 46V47H231ZM259 46V47H258ZM10 49L9 51H7L8 48ZM39 47V48H38ZM53 47V48H52ZM58 47L62 50H58ZM225 47V48H224ZM235 47V48H234ZM239 47V49H238ZM256 47V49H255ZM2 48V49H1ZM14 48V49H13ZM22 48V49H21ZM24 48V50H23ZM28 48V49H27ZM49 48V49H48ZM55 48V49H54ZM57 48V50H56ZM178 48H182L183 51H181L180 53L178 51L182 50V49H178ZM233 48V49H232ZM259 48V49H258ZM4 49V50H3ZM147 49V50H146ZM163 49H166L163 51ZM169 49V50H168ZM186 49V50H185ZM235 49V50H234ZM240 49H241V52H240ZM248 49V50H247ZM2 50V51H1ZM15 50L18 52H15ZM76 50V51H75ZM150 51L151 50V53L150 55L148 54V52L146 51ZM191 50V51H192ZM218 50V51H217ZM4 51V52H3ZM64 51V54L62 53ZM160 51V52H159ZM168 51V52H167ZM170 51L172 52L170 54ZM220 51V52H219ZM262 53H261V52ZM15 52V53H13ZM43 52V51H42ZM41 51H40V56H42L41 54H43ZM58 52L62 53L63 55L61 56V54H59ZM76 52V53H75ZM79 52L81 53L82 57L84 58V62L86 63V67H81V58H79L80 54ZM155 52V53H154ZM165 54H163V53ZM183 52V53H182ZM17 53V54H16ZM66 53V54H65ZM75 53V55H74ZM78 53V54H77ZM147 53V54H146ZM169 53V54H168ZM179 53V54H178ZM186 53L188 55H186ZM241 53V54H240ZM247 53V54H246ZM10 54L12 55H16V56H10ZM159 54V56H158ZM178 54V55H177ZM191 54V55H190ZM8 55V56H7ZM148 55H149V58H148ZM180 55V56H179ZM185 55V57L183 56ZM236 55V56H235ZM244 57H243V56ZM262 55V56H261ZM153 56V57H151ZM165 56V57H164ZM167 56V57H166ZM170 56V57H169ZM186 56H187V59H186ZM189 56V57H188ZM238 56V57H237ZM242 56V57H241ZM31 57V59H30ZM147 57V58H146ZM163 57V58H162ZM172 57V58H171ZM184 57V60L185 62H188V64L190 66L186 67L185 66V63L181 62V60H179V58H182L183 59ZM227 57V58H226ZM6 58V59H5ZM10 58V59H9ZM64 58V59H63ZM131 58V59H130ZM137 58V59H136ZM146 58V59H145ZM195 58V59H194ZM204 58H206L204 56ZM224 58V59H223ZM237 58V59H236ZM240 58V59H239ZM9 59V60H8ZM66 59V60H65ZM130 59V61H129ZM152 61V63L150 62V60ZM174 59V60H173ZM190 59V60H189ZM209 59V58H207ZM215 59V60H214ZM250 59V60H249ZM11 60V62H10ZM33 60V61H32ZM74 60V61H72ZM156 60L158 61L157 63L159 65H156ZM162 60V61H161ZM188 60V61H187ZM231 60V61H230ZM236 60V61H235ZM257 60V61H256ZM66 61V62H65ZM139 61H143V62H139ZM148 61V62H147ZM261 61V62H260ZM6 62V63H5ZM240 63V64H236V67L233 66V63ZM242 62V63H241ZM247 62V63H246ZM4 63V65H3ZM29 63V64H28ZM32 63V65H31ZM135 63V64H134ZM180 63V64H179ZM7 64V66H5ZM34 64L36 66H38L36 68V66H34ZM125 64V65H124ZM145 66H144V65ZM154 64V65H153ZM163 64V65H162ZM213 64V65H212ZM10 67H9V66ZM67 67H66V66ZM131 65V66H130ZM144 67H142V66ZM180 66L181 68V73L178 72L180 68L177 67ZM29 66H34V68L38 69L35 70V69H29ZM43 66V67H42ZM141 66V67H140ZM152 68H147V67H150ZM153 66V67H152ZM183 66V67H182ZM15 67V68H14ZM42 67V68H41ZM131 67V68H130ZM134 67V68H133ZM145 67H146V70H145ZM160 67V68H159ZM5 68V69H4ZM19 68L20 65H19ZM41 68V69H40ZM82 68V69H81ZM125 68V69H124ZM144 68V69H142ZM154 68V69H153ZM176 68V69H175ZM209 68V69H208ZM212 68V69H211ZM240 68V69H239ZM29 69V70H28ZM74 69L75 71L78 70V71H81L78 73V76H75L76 72L73 70ZM134 69V70H133ZM165 69V70H164ZM130 70V71H129ZM143 70V71H142ZM160 70V72H159ZM168 70V72H167ZM171 70V71H170ZM210 70V71H209ZM216 70V71H215ZM218 70V71H217ZM240 70V71H239ZM243 70V71H242ZM8 71V70H7ZM46 72V75L45 72ZM142 71V72H141ZM153 71V72H152ZM158 71V72H157ZM42 72V73H41ZM101 72L105 73L104 76L102 78H100L101 76ZM131 74H130V73ZM161 72H164L165 74L161 73ZM187 74H186V73ZM240 72V73H239ZM244 72V73H243ZM33 73V75H32ZM41 73V75H40ZM71 73V74H70ZM144 74V77L141 76ZM148 73V74H147ZM151 73V74H150ZM242 73V74H241ZM2 74V75H1ZM0 75L3 76V79H1V86H0V99H3L4 102L6 103V108L7 107H10L11 106V101L8 99L7 95H5L4 91H15V93L19 96H21L20 100L23 98V95H22V92L20 90L21 87L17 88V83L15 84L16 86H13L12 87V81L9 80L8 77H6L8 74H6L5 72H2ZM70 74V75H69ZM163 74V76H161ZM194 74H201L203 77H204V80H205V84L203 85H197L195 84L194 82L191 81L190 78H192V76ZM140 75V76H139ZM148 77H146V76ZM178 75V77L176 76ZM185 75V76H184ZM243 77H242V76ZM6 80H5V78ZM43 76V77H42ZM77 78H75V77ZM135 76V77H134ZM152 76V77H151ZM174 76V78H173ZM185 78H184V77ZM190 78H189V77ZM29 77V78H28ZM90 77V81L92 82H96L95 84H89V87H92V93L90 94V97L87 96L89 92V89H86L85 90V93H77L76 94V91L77 89L76 88H69L67 87V85L72 81L75 82L76 81H79V84L81 83L84 87H86V83L84 82H87V78ZM142 77V79H141ZM168 77V78H167ZM188 77V78H187ZM74 78V79H73ZM119 76H114L110 79L112 82H117ZM132 80H131V79ZM183 78V79H182ZM117 79V80H116ZM141 79V80H140ZM171 79V80H170ZM174 79V80H173ZM190 79V80H189ZM246 79H250V81H246ZM9 80V81H8ZM37 80V82H36ZM115 80V81H114ZM144 80V81H143ZM170 80V81H168ZM187 80V81H186ZM24 81V80H23ZM65 81V82H64ZM130 81V82H129ZM141 81V82H140ZM176 81V82H175ZM185 81V83H184ZM203 81V80H201ZM252 83H249L251 82ZM33 82V83H32ZM35 82V83H34ZM138 82V84H136ZM146 82V83H145ZM190 82V84H189ZM200 82V81H199ZM243 82V83H242ZM11 84V85H8ZM171 83V84H170ZM215 83V84H214ZM4 84V85H2ZM30 84V85H29ZM33 84L36 85L38 87V90H34L35 88L37 89L36 86H34L33 88L34 89H31L29 87H31V85ZM62 84V85H61ZM239 84V85H238ZM248 84V85H247ZM29 85V87H28ZM113 83L110 84L109 86L112 88L113 87ZM145 85V86H144ZM147 85V86H146ZM189 85V88L188 86ZM197 85V86H195ZM7 88H5V87ZM199 86H201L199 88ZM211 86V87H210ZM251 86V87H250ZM11 89H9V88ZM52 87V88H51ZM146 87V88H144ZM241 87V88H240ZM3 90H2V89ZM15 88V90H13ZM17 88V89H16ZM40 88V89H39ZM248 88H252V89H248ZM7 89V90H6ZM212 89V91H210ZM209 90V91H208ZM62 91H65L67 93H63ZM88 91V92H87ZM167 91H170V93H167ZM206 91V92H205ZM240 91V93H239ZM62 92V93H61ZM81 92V91H80ZM86 92H87V95H86ZM212 94H211V93ZM252 92V93H251ZM192 93V94H191ZM221 93V94H220ZM242 93V94H241ZM244 93V94H243ZM72 94V95H70ZM209 94V95H208ZM255 94V95H254ZM4 95V96H3ZM25 96H27V94H24ZM93 95H95L93 97ZM203 96L202 98H199L198 96ZM221 95V96H220ZM72 96V97H71ZM76 96V97H75ZM212 98H211V97ZM248 98H246V97ZM220 97V98H218ZM230 97L232 98V100L230 99ZM240 97V98H239ZM242 97V98H241ZM5 98V99H4ZM42 98V97H40ZM46 98V96L44 97ZM42 99L40 100L41 103L42 102H48L50 99L49 98H46V99ZM196 98H198V100L196 101ZM206 98V99H205ZM211 98V99H210ZM218 98V99H217ZM24 100H28V98H23ZM76 99V100H75ZM201 99V101H200ZM205 99V101H204ZM210 99V100H209ZM214 99V100H213ZM242 99V100H241ZM244 99V100H243ZM260 99V100H259ZM9 100V102H8ZM72 100V101H71ZM75 100V101H74ZM221 100V101H220ZM227 100L229 102V104L231 102H234L231 103L233 104V106L236 108L234 109H230L232 108V105L230 104V106H228L229 104L227 103ZM235 100V101H234ZM242 101L239 103V101ZM35 100H33L32 102H30V104L34 103ZM38 102H40L39 100H36ZM214 101V102H213ZM259 101V102H257ZM79 102V100H78ZM205 102V103H203ZM208 102V103H207ZM221 102V103H220ZM25 103V102H24ZM81 102H79V105H80ZM212 105H211V104ZM214 103V104H213ZM222 103H223V106H222ZM30 104H27L26 106L30 105ZM198 104V105H197ZM244 104V105H243ZM10 105V106H9ZM206 105L208 106V108L206 107ZM219 105V106H218ZM221 105V106H220ZM247 105V106H246ZM73 106H70L68 111L65 112L64 114V119L68 118V119H71L72 117L75 118V112L73 111ZM226 106V107H225ZM246 106V107H245ZM72 107V108H71ZM211 107V108H210ZM242 107V108H241ZM255 107V108H254ZM91 108V107H90ZM92 108V109H93ZM95 108V109H97ZM156 107L154 106V109ZM223 110H222V109ZM245 110H244V109ZM247 108V109H246ZM17 109V108H15ZM14 108H11L10 111H8V108L7 109H4V107L2 108L3 110V113L2 115H6V116H11L10 118H14L12 116H16V113H15V110ZM71 109V110H70ZM132 111H137L136 107L135 106H132L131 107ZM229 109V110H228ZM242 109L245 111L244 113H242ZM239 110V111H238ZM7 111V114H11V111H12V114L11 115H7L5 112ZM72 111V112H70ZM97 111V110H96ZM223 111V112H222ZM226 111V112H225ZM230 111V113H229ZM232 111L236 112V113H233ZM247 111V112H246ZM251 111V112H250ZM216 113V111H213L212 113ZM239 112V113H238ZM256 112L257 116L255 115ZM73 113V115H72ZM214 113V114H215ZM246 113V115H245ZM248 113V115H247ZM252 115H251V114ZM14 114V115H13ZM223 114V115H222ZM238 115V117H235V115ZM243 114V115H242ZM18 115V114H17ZM230 115V116H228ZM234 115V116H232ZM236 115V116H237ZM259 115V116H258ZM75 116V117H74ZM224 116V117H223ZM242 116H246V118H242ZM248 116V118H247ZM256 117V118H255ZM230 118V119H229ZM250 118V119H249ZM254 118V119H253ZM233 119V120H232ZM253 119V120H252ZM130 120V119H129ZM237 121V122H236ZM234 122V123H233ZM247 126H245V125ZM246 127V128H245ZM69 128H71V125H69ZM243 130V132H242ZM240 132V134H239ZM242 132V133H241ZM125 134H127V130L125 131ZM244 134V135H243ZM217 135V132H212L211 133V136H212V139L211 141L209 142V144H211L213 142V139L216 137ZM240 138V140H239ZM209 140V139H208ZM242 140V141H241ZM131 143V142H129ZM2 163L4 166H6L7 168L9 169H13V167H17L16 166V162H13L12 160L10 159H6L4 161V159H2ZM13 163H11V162ZM12 165V166H11ZM11 166V167H10ZM22 170V169H21ZM32 171V169L30 170ZM45 171L44 169L42 170V172ZM26 172V171H24ZM31 173V178H34L35 176V173L33 172H30ZM24 175V173H22ZM22 175V176H23ZM45 176H48V174H43ZM44 178H47L45 177ZM23 177H26V179L29 177V176H23ZM54 177H53V182H54ZM2 179L0 178V196L5 200V193L4 191H2L3 188L6 187L5 185V182L3 181L2 183ZM36 182V181H35ZM84 183V182H83ZM87 183V182H85ZM47 184V183H46ZM5 185V186H4ZM74 186L82 191L81 187H85L86 185L85 184H80V183H76L74 184ZM33 189V188H32ZM4 190V189H3ZM34 189L32 194L30 196H32L33 198L35 197H38V190ZM65 197L68 199L70 198V195H71V192L70 190H68L66 188L65 190ZM97 195V193H95ZM37 195V196H36ZM112 195V194H111ZM188 194H186L187 196ZM16 197L17 196V193L14 195ZM10 199H13V197H10L9 198V201L11 202L12 200ZM8 201V200H7ZM8 201V202H9ZM141 201V200H140ZM191 203V202H190ZM61 206H62V202H61ZM138 205H136L135 207L133 206H126L125 208H120V210L123 211L124 209V212H130L131 213V210L133 212V210H137L138 211ZM191 206V207H190ZM194 206V207H193ZM195 206L196 204L195 203H191L189 204V208L186 209V211L189 212V214L193 215L194 217H199V223L202 225L203 227V231L205 233V240L207 241L206 244H204V248L203 246L198 248L197 251L192 254L190 256V259H205L203 262H205V264H208L207 261H210L209 264H264V230H255V231H249V232H246L242 235H229L227 233H222V232H217L215 229L212 228V226L210 224L207 223L206 219L199 216L198 212H197V209H195ZM195 209L193 210L192 209ZM130 211H129V210ZM119 210V212H121ZM136 211V212H137ZM196 213H194V212ZM122 213V212H121ZM193 213V214H192ZM19 215V214H18ZM196 215V216H195ZM201 217V218H200ZM108 221L106 222H103V221H100L99 218L97 219L96 217L93 216L92 220L87 223L86 225L81 223L79 224L78 226V230H73L74 232H80L79 234L81 235V231L83 230L82 228L83 227H87L90 229V233L88 234L87 238H96L97 236L101 235L102 233H105L104 231L107 230V228H109L111 225L114 224L115 220H113L111 217H108ZM202 220V222H201ZM102 223V224H101ZM109 227H106L107 224ZM94 224V225H93ZM97 224V225H96ZM100 224V225H99ZM106 225V226H105ZM142 225V224H141ZM140 227H138V231H137V237L133 239V241H138L140 240L141 242L139 243V245H141L142 242H144L146 244V246L144 248H138L137 250V253H143V252H146V248L149 246L150 247V243H151V236L150 234L148 233V229L142 225ZM105 226V227H104ZM94 227V228H93ZM104 227V228H102ZM143 228V229H142ZM46 229H48L46 227ZM93 229V230H92ZM142 229V230H141ZM101 230V231H100ZM103 230V231H102ZM141 230V231H139ZM144 230V231H143ZM143 231V232H142ZM93 233V234H92ZM14 234V232H13ZM98 234V235H97ZM208 236H207V235ZM220 234V235H219ZM16 235V233H15ZM146 235V236H145ZM236 236V237H235ZM14 237V236H13ZM34 237V236H33ZM234 238V239H233ZM17 239V235H16V238ZM145 239V240H144ZM246 239V240H245ZM107 240V239H106ZM149 240V243H147ZM238 240V241H237ZM132 241V242H133ZM209 241V244H207ZM219 241H221L219 243ZM233 241V242H231ZM236 241V243H235ZM46 242H48V240H46ZM230 242V243H229ZM238 243V244H237ZM20 244V243H19ZM233 244V245H232ZM240 244V245H239ZM62 245V244H61ZM220 245V246H219ZM239 246V247H237ZM220 247V248H219ZM227 247V248H226ZM124 248L127 250L130 249V244L128 245H124ZM233 248V249H232ZM243 249V250H240V249ZM47 249V248H46ZM141 249V250H140ZM234 249H237L236 252ZM3 250V251H2ZM8 250V251H7ZM7 250H4V249H0V262L1 260L3 259H6V260H9V258H15L16 257V254H12L9 250V248ZM66 250V249H65ZM126 250V251H127ZM202 250V251H201ZM205 250V251H204ZM54 251V252H53ZM210 253H209V252ZM240 251V252H238ZM248 253H247V252ZM49 252V253H48ZM48 252H45L44 250H36V253L37 255H34L33 253H31L29 250L28 252L25 253V255L27 254L25 257V261L23 263L21 262H14L13 264H31L32 262L34 263L35 261V258L34 257H38L37 260H44L45 258L49 257L48 259H51V258H54L55 255H52L51 254H54L56 252L55 249H53L52 251H48ZM200 252V253H199ZM231 252V253H230ZM233 252V253H232ZM62 253V252H61ZM209 253V254H208ZM227 253V254H226ZM199 254V255H198ZM202 254V255H201ZM217 254V255H216ZM222 254V255H221ZM4 255V256H3ZM48 255V256H47ZM210 255V256H209ZM230 255V256H229ZM247 255V256H246ZM2 256V258H1ZM12 256V257H11ZM206 256V257H205ZM261 256V257H260ZM28 257V258H27ZM44 257V258H43ZM205 257V258H204ZM211 259H210V258ZM223 257V258H222ZM231 259H230V258ZM19 257H16L14 260H17ZM34 258V259H33ZM222 258V259H221ZM235 258V259H234ZM262 258V259H261ZM138 259V257H137ZM208 259V260H207ZM232 259L236 260V261H231ZM242 259V260H241ZM34 260V261H33ZM46 260V259H45ZM125 261L126 264H132L136 258H133L132 257H127L124 258L123 256L119 258V261ZM239 260V261H238ZM256 262H255V261ZM118 259L114 258V264H117L118 262ZM129 261V262H128ZM191 260H189L190 262ZM261 261V263H260ZM37 261H35L36 263ZM128 262V263H127ZM212 262V263H211ZM263 262V263H262ZM190 264V263H189Z\"/></svg>", "mask_w": 264, "mask_h": 264}, {"label": "clouds", "instance_id": "clouds-1", "mask_svg": "<svg viewBox=\"0 0 264 264\" xmlns=\"http://www.w3.org/2000/svg\"><path fill=\"white\" fill-rule=\"evenodd\" d=\"M236 64L240 63L233 66ZM81 67H86L83 57ZM243 68L255 81L253 91L264 99V63ZM61 74L55 71L49 82L55 83ZM259 112L264 118V104ZM179 123L178 118H170L165 129L159 120L149 129L148 135L166 155L163 165L155 153L141 155L142 147L123 155L119 169L107 158L113 180L119 178V183L142 197L137 215L154 242L133 264H189L190 256L206 243L198 217L186 211L190 202L217 232L242 235L264 230V159L259 158V149L233 150V133L225 130L218 131L209 144L200 131L181 133ZM130 161H134L131 166ZM91 198V190L74 194L63 206L64 215L89 223L94 216L89 208ZM96 199L103 200L98 194ZM121 230L133 237L126 223H119L116 217L105 231L111 245L123 241L119 238ZM84 254L67 257L68 264H86Z\"/></svg>", "mask_w": 264, "mask_h": 264}]
</instances>
